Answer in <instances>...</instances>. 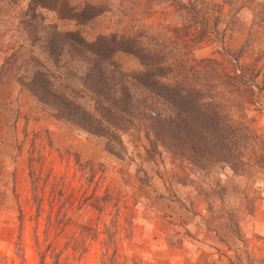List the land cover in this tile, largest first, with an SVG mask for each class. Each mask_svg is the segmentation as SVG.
<instances>
[{"label": "rangeland", "instance_id": "obj_1", "mask_svg": "<svg viewBox=\"0 0 264 264\" xmlns=\"http://www.w3.org/2000/svg\"><path fill=\"white\" fill-rule=\"evenodd\" d=\"M2 1L0 264H264V168L252 175L226 164L203 170L164 146L144 120L116 131L127 153L119 157L105 137L59 119L18 81L35 76L31 58H51L44 49L53 38L59 53L67 48L68 69L83 74L85 62L65 37L76 33L87 43L99 35L122 41L109 62L131 87L150 71L148 52L167 64L187 62V71L176 66L161 77L184 80L188 89L204 70L247 67L259 86L253 102L215 82L230 117L264 150V0H59V9L90 4L101 11L83 24L27 7L28 0ZM7 55L19 57L14 70L1 69ZM68 69L67 82L77 85ZM83 103L88 108L91 99ZM152 106L174 115L165 101Z\"/></svg>", "mask_w": 264, "mask_h": 264}, {"label": "trees", "instance_id": "obj_2", "mask_svg": "<svg viewBox=\"0 0 264 264\" xmlns=\"http://www.w3.org/2000/svg\"><path fill=\"white\" fill-rule=\"evenodd\" d=\"M32 5L54 10L58 16L60 11L79 24L92 20L101 13L90 4L78 9H59V0H28L27 7ZM24 22L21 21L22 26H26ZM65 37L69 42L67 46H70L68 51H78L79 60L85 62L83 74L78 75L71 67L68 69L67 48L65 45L61 47L64 55L59 53V40L53 38L44 49V52L51 50V58H31L30 61L36 67L35 76L29 83L22 78L18 81L28 86L38 100L59 119L105 137L110 153L125 156L127 153L124 142L116 131L128 130L130 126H135V122L144 120L154 123L153 127H149L164 146L203 170H208L213 164H226L235 172L252 175L256 167L264 168L262 143L256 142L255 134L248 126L240 125L230 117V105L227 100L220 98L221 87L216 85V82L232 85L237 94H244L249 102H253L256 96L253 87L255 84L258 88L259 86L255 83L257 75L248 76L245 71L247 67H237L232 74L222 73L216 67L212 71L204 70L202 79L197 80V86L188 89L184 80L176 78L169 81L167 76L165 79L161 77V72H173L176 66H180V73L187 71V62L182 64V61H172L167 64L156 53L148 52L143 56V61L150 71L135 78V86L131 87L126 75L113 62H109L116 51L125 48L122 41L107 35H99L95 41L88 43L77 33L67 34ZM48 42L43 40V44ZM36 45L32 42V46ZM238 56L236 54L237 61ZM47 59L49 63L45 65ZM18 60V56L7 55L1 69L4 66L14 70V64ZM62 62L66 64L65 67ZM73 62L75 61L71 60ZM206 62L217 64L214 59H207ZM67 69L71 76L77 78V85L67 82ZM121 80L127 84H122ZM242 86H245L244 90ZM85 98L91 99L88 108L83 103ZM158 101L168 103L174 115L168 117L160 112L155 113L152 105ZM190 210L194 211V208L190 206Z\"/></svg>", "mask_w": 264, "mask_h": 264}]
</instances>
